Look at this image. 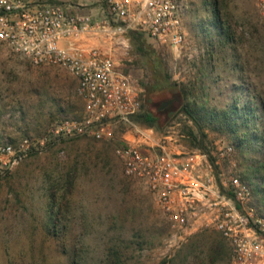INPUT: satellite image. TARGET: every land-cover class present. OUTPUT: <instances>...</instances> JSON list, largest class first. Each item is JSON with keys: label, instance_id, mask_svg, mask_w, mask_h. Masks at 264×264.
I'll return each mask as SVG.
<instances>
[{"label": "rangeland", "instance_id": "rangeland-1", "mask_svg": "<svg viewBox=\"0 0 264 264\" xmlns=\"http://www.w3.org/2000/svg\"><path fill=\"white\" fill-rule=\"evenodd\" d=\"M41 1L107 19L104 0ZM184 1L181 47L143 33L169 82L180 88L176 95L150 92L154 74L129 31L114 32L109 22L111 29L77 36L113 58L117 73L138 91L141 110L155 120L119 124L109 140L37 143L12 164L10 155H0V264H105L110 248L122 264H229L228 245L216 231L179 238L145 184L125 176L115 148L138 128L171 135L189 149H199L193 138L204 151L218 140L232 144L216 172L239 175L264 216L257 182L245 177L249 164L264 162V15L257 0ZM82 107L67 69L35 65L0 42V145L39 142L54 123L80 116Z\"/></svg>", "mask_w": 264, "mask_h": 264}, {"label": "built area", "instance_id": "built-area-1", "mask_svg": "<svg viewBox=\"0 0 264 264\" xmlns=\"http://www.w3.org/2000/svg\"><path fill=\"white\" fill-rule=\"evenodd\" d=\"M104 2L107 19L97 21L59 3L0 0V42L35 65L67 69L83 104L80 116L54 123L39 142L0 145V155H10L11 164L37 143L78 136L109 140L119 124L134 126L132 117L141 110L138 91L117 73L111 56L78 43L79 34L111 29L112 22L114 32L141 31L173 48L185 41L184 0ZM257 5L264 15V0ZM136 133L125 135L115 148L123 173L145 184L179 238L214 230L228 245L229 264H264V216L251 205L249 186L239 175L216 172L233 145L218 140L204 151L186 148L171 135H154L153 129Z\"/></svg>", "mask_w": 264, "mask_h": 264}, {"label": "trees", "instance_id": "trees-1", "mask_svg": "<svg viewBox=\"0 0 264 264\" xmlns=\"http://www.w3.org/2000/svg\"><path fill=\"white\" fill-rule=\"evenodd\" d=\"M129 33L136 49L146 57L148 65L154 74V83L149 88L150 92H168L169 95H176L179 93L180 88H178L177 84L169 82L168 75L165 72L161 59H159V57L156 55L154 49L151 48L149 44H147L145 38L143 37V33L136 30H130ZM183 111L193 117L191 111L188 108H183ZM171 114L172 113H170V115ZM132 119L137 121L140 120L141 122L148 125L155 120V117L150 110L145 109L140 110L138 113L133 115ZM193 139L195 140V138ZM242 139L243 138H239L240 141H242ZM194 140L192 141L193 146L199 147L201 150L205 149L203 144L196 143ZM211 161H213V159ZM245 177L251 182H257L254 189L255 195L261 206L264 207V162H252L249 164ZM108 255V261L105 264H122L119 254L112 248H110Z\"/></svg>", "mask_w": 264, "mask_h": 264}]
</instances>
